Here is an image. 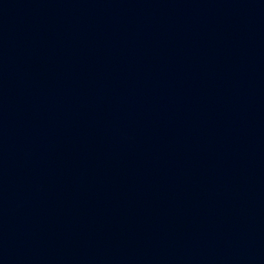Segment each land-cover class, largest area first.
<instances>
[{"label":"water","instance_id":"water-1","mask_svg":"<svg viewBox=\"0 0 264 264\" xmlns=\"http://www.w3.org/2000/svg\"><path fill=\"white\" fill-rule=\"evenodd\" d=\"M0 264H264V0H0Z\"/></svg>","mask_w":264,"mask_h":264}]
</instances>
